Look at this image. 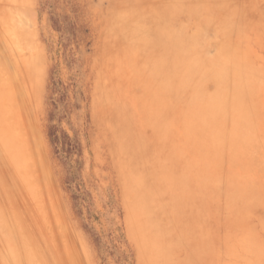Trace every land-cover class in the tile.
<instances>
[{
  "label": "rangeland",
  "instance_id": "1",
  "mask_svg": "<svg viewBox=\"0 0 264 264\" xmlns=\"http://www.w3.org/2000/svg\"><path fill=\"white\" fill-rule=\"evenodd\" d=\"M158 17L192 82L149 80ZM145 31L152 46L127 50ZM234 91L239 119L222 107L211 144L191 103ZM50 126L80 155L62 161ZM0 212L19 264L23 240L37 264H145L136 234L149 264H264V0H0Z\"/></svg>",
  "mask_w": 264,
  "mask_h": 264
},
{
  "label": "bare ground",
  "instance_id": "2",
  "mask_svg": "<svg viewBox=\"0 0 264 264\" xmlns=\"http://www.w3.org/2000/svg\"><path fill=\"white\" fill-rule=\"evenodd\" d=\"M157 24V25H156ZM162 20L160 17H158V20L155 21L154 25H153V29L151 30L150 32V36H151V39L153 41V43L157 46L158 49H156V54H152L151 56H148V57H145V66H149L151 69H149V71L147 72L148 73V78L149 80H152L153 82L157 79H160L156 74L158 71L164 69L165 67H168V66H174L176 69H180V68H186V73H185V76L181 75L178 71V73L176 72V75L173 76V78L175 79V84H180L181 86V83L185 82L186 80H189L190 82H192V78H193V73H191L190 71H188L189 69H191L193 67V65L197 64V61L195 59H190V60H186L183 55L179 56L178 54L179 53H182L184 51L183 47L182 46H178L177 43L178 42V39H179V34L175 31V30H171V31H168L167 30V27L165 28V26L162 25ZM166 29V30H164ZM146 34L147 32L145 31V36L143 35H138L139 36V42L137 41L136 44H134L133 46H137V47H128L126 48L127 50H130V51H135V50H144L145 48L149 47V46H152L151 44H153L152 42H149L146 38ZM2 36H3V39H4V42L6 43H9V41H7V36L6 34L4 35V33H2ZM145 37V38H144ZM165 40L169 41L168 43H165ZM145 41V44H143ZM149 45V46H148ZM32 50V49H31ZM18 51V50H16ZM20 55V54H19ZM23 55V54H22ZM21 56V55H20ZM141 56H142V53H141ZM23 57V56H22ZM225 60V58H224ZM140 61L144 62V58L143 56L140 58ZM213 63H210V65L212 67L215 68V72H214V77L213 79L216 80V78L218 79H221V75L223 74V68H221L219 70V67H223V63L219 64V61L215 62V61H212ZM135 65V64H134ZM136 66V65H135ZM136 68V67H135ZM136 72H137V69H136ZM135 74V73H134ZM139 75H143L142 73L139 72ZM197 75L199 76V78H201L203 75L201 74H198ZM145 81V80H144ZM146 82V81H145ZM149 84V83H148ZM176 87V92L178 91V88L180 87ZM166 85H165V81H161V80H158L157 84H156V88L159 90L160 88H165ZM143 88V87H142ZM199 92L200 89L199 87L196 88ZM236 92L234 91V93H232V95L230 96L231 98H229V102L226 104L223 103L221 104V102L217 99V96H216V93H213L212 94H208V96H199V94L197 93V96H198V99H196V103H191L192 105V110H191V115L190 118L193 117V119L195 121H197L198 119L200 120L199 124L201 126V128L203 129H206L207 130V135L208 137L206 139H208L209 142L212 143H221V140H219L217 142V140L219 139L216 135V132L217 130L215 129V125H214V121L216 119V117L214 118L215 115L223 112L221 111L220 109L222 107H227V109H230V113L231 115L233 116L234 119L238 120L239 118L237 117L238 114L241 113V111L239 110L240 107H238V105L236 104V96H235ZM144 95V94H143ZM136 97V96H135ZM151 98V97H150ZM154 101V100H153ZM153 103V102H152ZM196 105V107H195ZM138 106V105H137ZM219 109V110H218ZM218 110V111H217ZM184 112V111H183ZM226 111H224L225 113ZM186 114V113H184ZM188 114V113H187ZM226 114V113H225ZM222 116V114H219ZM218 115V116H219ZM226 117V116H225ZM210 118V121L212 122L213 121V124L211 122H209ZM224 118V117H223ZM219 119V117H218ZM224 122V121H223ZM190 124V123H189ZM220 124V123H219ZM238 124V123H237ZM188 125V124H187ZM196 125V124H195ZM214 125V126H213ZM222 125V124H220ZM224 125V124H223ZM217 126V125H216ZM190 128V127H189ZM188 128V129H189ZM200 128V127H199ZM217 128V127H216ZM220 127H218L217 129L219 130ZM149 129V127H148ZM13 130V129H12ZM216 130V131H215ZM235 130V129H234ZM196 131V130H195ZM236 131V130H235ZM246 131V130H245ZM237 132V131H236ZM222 133V132H221ZM219 133V135L221 134ZM244 133V132H243ZM224 134V133H223ZM195 136V135H194ZM223 136V135H222ZM221 137V136H219ZM257 137V136H256ZM21 138V137H19ZM218 138V139H217ZM222 138V137H221ZM18 139V137H17ZM16 139V140H17ZM190 139V138H189ZM205 139V140H206ZM247 139V138H246ZM20 140V139H19ZM22 140V138H21ZM193 140V139H192ZM254 140V139H253ZM252 140V141H253ZM207 141V140H206ZM205 141V142H206ZM207 141V142H208ZM239 141V140H238ZM237 141V142H238ZM16 142V141H15ZM19 142V141H18ZM192 142V141H191ZM190 142V143H191ZM258 142V140L256 141ZM22 143V142H21ZM204 143V141H203ZM223 143V142H222ZM240 143V141L238 142ZM249 143V142H248ZM255 143V142H254ZM253 143V144H254ZM23 144V143H22ZM26 144V143H25ZM202 144V143H201ZM206 144V143H205ZM210 144V143H209ZM218 144L215 146V148L218 146ZM242 144V142H241ZM241 144H240V147H241ZM244 144V143H243ZM242 144V145H243ZM260 144V142H259ZM258 144V145H259ZM3 145V144H2ZM16 145V143H15ZM20 145V144H18ZM256 145V144H255ZM261 145V144H260ZM14 146V145H12ZM11 146V147H12ZM24 146V144L22 145ZM244 147L242 148H245L246 145H243ZM253 146V145H252ZM3 147L4 148V151H8V156L7 157V160H9V162L12 164V166L14 167V173H15V177L17 178L18 182H21V186H24L22 187L24 190L28 187V186H33V183L31 181V179L29 181H31L30 183L32 184H27L28 183L24 178L27 179L28 176H23L22 174H24L22 171H21V168H20V159H18L19 157H15V154L17 152V154H22V151H21V145L19 146V150L15 151L14 153V149L13 151L10 150V148H8L6 145H4ZM211 147H214L213 145H211ZM210 147V148H211ZM228 147V146H227ZM214 148V151L216 150ZM231 148V146H230ZM204 149V148H202ZM209 149V148H208ZM218 149V148H217ZM233 149H235V146H233ZM257 149V148H256ZM3 150V149H2ZM25 150V149H24ZM23 150V151H24ZM220 150V149H219ZM232 150V149H230ZM201 151V150H200ZM208 151V150H207ZM210 151H213V150H210ZM213 151V153H214ZM218 151V150H217ZM215 151V153L217 152ZM233 151V150H232ZM235 151V150H234ZM233 151V152H234ZM208 153V152H207ZM212 153V152H211ZM210 153V154H211ZM212 153V154H213ZM16 154V155H17ZM206 155V154H205ZM215 155V154H214ZM213 155V156H214ZM209 158V156H208ZM215 158V157H214ZM207 159V158H206ZM237 159V158H236ZM20 160V161H19ZM213 160V158H212ZM211 160V161H212ZM209 163V162H208ZM146 165V164H145ZM206 167H208V164L206 163ZM24 167V166H23ZM22 167V168H23ZM24 170V169H22ZM241 170V169H240ZM26 171V170H24ZM28 171H26L25 174H27ZM19 177H24L22 179H24V183L22 181H19L20 178ZM28 180V179H27ZM26 182V183H25ZM173 184L170 180V178L168 176H165L163 177V180L159 183V188H162V189H167L166 186L167 185H171ZM158 185V184H157ZM21 188V187H20ZM31 189V187H29ZM33 190H34V187H32ZM28 189V188H27ZM32 189L27 191V192H31L33 191ZM34 192V191H33ZM33 192H32V195H33ZM25 194V193H24ZM27 195V194H26ZM165 195V194H163ZM164 197V196H163ZM162 197V199H163ZM165 198V197H164ZM125 204L128 205V203L125 201ZM166 205V203H165ZM141 208V206L139 207V209ZM145 208H146V204H145ZM0 215H1V212H0ZM141 224H143V221L140 222ZM5 228L4 224H1L0 222V264H19V256L17 254V250L14 246V243L12 241H9L10 239H8V237L6 239H4L3 237L6 236V232H5V235L3 236V229ZM136 231V229H135ZM139 230H137L138 232ZM141 232V230H140ZM143 234V233H142ZM136 238H137V241H139V243H137L138 245V250H140V253L141 255L143 256L144 258V261L146 262L145 264H149V262L147 261L148 260V257H147V252H148V242L147 240L145 239V235L143 234L144 238L141 239L140 237V234L138 236V234H136ZM44 236V235H43ZM3 239V241H2ZM25 242L23 240V246H22V249H23V257H26V261H27V264H37L36 263V260H34V257L32 256L31 252H32V247L33 245L29 246V244L31 243H28L27 246L25 245ZM38 242V241H37ZM20 243V242H19ZM20 246L22 245L19 244ZM29 246V247H28ZM30 248V250H29ZM36 251V250H35ZM33 251V253L35 252ZM38 253V252H37ZM149 254V253H148ZM34 255V254H33ZM38 257L36 256L35 259H37ZM147 258V259H146ZM18 259V261H17ZM23 263V261H22ZM21 264V263H20ZM39 264V263H38ZM151 264V262H150Z\"/></svg>",
  "mask_w": 264,
  "mask_h": 264
},
{
  "label": "trees",
  "instance_id": "3",
  "mask_svg": "<svg viewBox=\"0 0 264 264\" xmlns=\"http://www.w3.org/2000/svg\"><path fill=\"white\" fill-rule=\"evenodd\" d=\"M49 140L54 146L55 153L62 161L69 159L72 155H80L79 144L71 139L65 132H56L55 127L50 126L48 132Z\"/></svg>",
  "mask_w": 264,
  "mask_h": 264
}]
</instances>
